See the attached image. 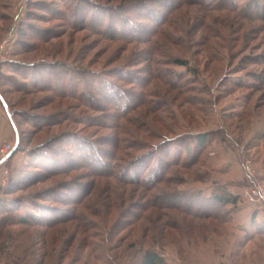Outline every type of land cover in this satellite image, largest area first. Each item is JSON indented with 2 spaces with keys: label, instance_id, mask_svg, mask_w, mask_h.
I'll use <instances>...</instances> for the list:
<instances>
[{
  "label": "rangeland",
  "instance_id": "1",
  "mask_svg": "<svg viewBox=\"0 0 264 264\" xmlns=\"http://www.w3.org/2000/svg\"><path fill=\"white\" fill-rule=\"evenodd\" d=\"M124 1L0 0V200L29 221L55 219L49 209L74 219L0 230V264H136L149 249L165 264H264V203L246 194L264 188V94L251 87L253 75L264 74V24L191 0L170 14V7H151L167 22L147 40L146 29L153 32L161 20L131 17L132 4ZM124 4L129 32H107V15ZM234 20L246 27L234 30ZM183 82L186 96L174 91ZM199 134L206 136L201 146L193 140ZM116 136L122 147L112 151ZM165 140L182 150V161L196 163L141 190L157 198L159 211L149 206V220L136 224L141 191L125 201L113 196L111 207L106 189L117 194L118 185L97 173L109 169V153L122 165ZM222 191L237 196V205L215 203L212 195ZM53 192L82 200L51 202ZM252 212L260 220L255 227Z\"/></svg>",
  "mask_w": 264,
  "mask_h": 264
},
{
  "label": "trees",
  "instance_id": "2",
  "mask_svg": "<svg viewBox=\"0 0 264 264\" xmlns=\"http://www.w3.org/2000/svg\"><path fill=\"white\" fill-rule=\"evenodd\" d=\"M128 1L129 0H126V1H124V3L126 2L127 5L132 4L131 5L132 9L131 8L128 9V11H129L128 13L131 17H133V18L136 17L137 19L141 18V20H145L146 22L148 21L151 24H155V23H157V20H161V22L157 26V29L154 30L153 32L150 29L149 30L146 29L147 31L143 37L144 38L147 37L146 39L148 40L150 37H154V36L157 37L158 34L162 33L161 26H162L163 22H165V23L167 22L166 19L165 20L163 19L164 17L161 19L162 15H160L158 11H152L151 7L154 8L155 6H158V8L161 9V11H163L165 7H167V8L170 7L166 10L167 14L168 13L170 14L175 9L179 8L180 5H182V4L185 5L188 2H190L191 0H175L176 3L174 1V3H175L174 5L170 4L172 0H132L130 3H128ZM197 1H199L201 3V7L202 8L205 7L206 10H210V8H215V9H218L220 11L229 10L233 13H237L238 15H241V17L240 16L239 17L242 18L247 23L249 21L250 22L253 21V22H259L258 24H261V23L264 24V0H251V3H246L244 5H239L238 3H236V0H197ZM144 3L148 4V6L146 8L143 7ZM126 4L121 5V6H115L111 9V13H109V15H107V18H109L108 26L106 28H104L107 32H111L113 29H116L114 32H119L120 35L122 33L126 34L127 32H129V31H127V29H128L127 23L128 22L126 23L127 20H125L122 16L124 14V12L127 11ZM141 4L143 6L141 8H138L139 5L141 6ZM134 5H138V6L134 7ZM205 8H204V11L206 12ZM135 10H138V13H136V15H134ZM236 21L237 20H234L232 25H230L232 27L234 26V30H235L236 26H238V28H239L240 26L243 25V24L238 23ZM197 23L204 25L202 19L198 20ZM235 23H238V24H235ZM244 27H246V25H243L242 29ZM205 29L209 30V33L212 32L211 28H209V27H207ZM231 30H233V29H231ZM263 33H264V28L261 31V34H263ZM115 34H113V36H115ZM213 34H216V36H220L219 34L214 33V32H213ZM247 34L244 33L242 35L243 38L246 37ZM202 35L204 36V38H203L204 43L206 41L208 42V39L211 38V36L209 34H207V35L202 34ZM121 36H123V35H121ZM217 38L219 39L220 37H217ZM204 43H203V48H204L203 52L208 53V51L206 50V48L208 46L204 45ZM160 51L162 52V50H160ZM152 52L153 53L159 52V49H153V50L150 49L149 53H152ZM248 59L252 60L251 57ZM254 61H255V63L260 62V60L258 58H255L253 60V62ZM174 64L178 67L186 68L187 70H189L193 73H195V71H196V69H193L190 67L188 61H186L185 59H183V60L182 59H175ZM240 70H242V69H240ZM253 78L255 81L251 83V85H253L251 87H253L255 89L257 88L258 90L262 91L264 94V74L262 76H257L255 74V75H253ZM187 85L188 84L185 82H183L182 85L181 84L174 85L177 88L174 91H177L178 95L180 94V95L186 96V94L188 93L187 92V90H188ZM237 85L239 87L244 86V85L246 86V84H244V83H240ZM184 101H187V102H189V104L190 103L192 104V101L190 102L189 99L184 100ZM131 136H132V134H131ZM149 139L151 140L150 137H149ZM193 140H194V143L196 145L201 146L205 143L206 136L199 134L196 137H194ZM121 141H122L121 139H118V136L113 137L112 140L110 141L111 145H112L111 150L114 151L116 149L117 150L120 149L122 147ZM124 143H126V141H124ZM172 143H173V141H168V140L161 142L157 146V149L155 151H153V153H151V155H146V156L142 155V156L137 157V155H134L136 153L133 152L132 155H134L135 157L130 156L128 161H126V163H124L122 165L117 163L114 152H113V154H111V153L107 154L105 157H107L109 160L112 159L111 160L112 163L108 167L109 169H103L100 172L98 171L97 175L102 174L106 178H112V180H114L115 183L118 185L116 187L117 188L116 189L117 194L114 193L113 188L110 189V186L107 187L108 188V189H106L108 191V192L106 191L107 192L106 193L107 204L111 205V207L114 205V202L112 200L113 196L116 197V199H119L120 201L128 200L127 198L131 199L133 197V194H134L133 192L135 191V188H137L139 191H141V190L144 191V190H147L151 187L157 186L158 184L165 182L166 179L168 180L169 179L168 176L170 175V173L174 172V170L179 171V169L184 170L185 168H186L185 170H187V166L190 167L196 163V161H194V162L182 161V150H179L175 147L173 148L172 145H174V144H172ZM137 144L140 146L139 148L141 150H145V147H143L144 144L140 143L139 141H137ZM132 149H133V151L136 150L134 147H132ZM152 149H150L149 151H151ZM50 150H52V149H50ZM190 152H191V149L188 145L187 149L185 150V153L188 154ZM98 154L99 153H97L95 155H98ZM54 155H57V154L55 153ZM103 155H104V153L101 151L99 156L101 157ZM112 155L114 158L110 157ZM154 155H158V156H156L157 160L155 161L154 165H152L153 158H151V157L152 156L154 157ZM146 171L152 173L151 178L150 177L148 179L146 177L141 178V176L144 173H146ZM97 186H99V185H97ZM131 188L133 190H131ZM143 191L140 192V195H137V196H141V197L144 196L143 200H145L144 201L145 203H144V206H141L142 212L140 211L141 213H139L138 215H135V218L133 219L136 222V224L143 221V220H147V221L149 220V217L146 214V211H147L149 206L156 204L155 205V209H157L156 212L159 211V209H158L159 208L158 207L159 201L158 200L156 201L157 198L153 199V201H152L151 200L152 198H150L149 195ZM63 196L64 195H59L58 193L56 194L53 192V193H51V195H49V198H50L51 202L61 203V204H69V203L77 204L78 201L82 200V195L75 196L74 202L72 201V198L63 197ZM211 198L215 203L222 205V206H228V205L234 206V205H237V202H238L237 196L228 194V193H226V191H222L219 193L216 192L212 195ZM155 201H156V203H154ZM106 208H108L107 205H105L104 209L106 210ZM0 210H4V212H5V214L2 217H0V230L1 231L5 230V228H8L10 226H14L15 224H27V225L33 224V225L38 226V227L47 226V228H48L53 223H55V224L64 223L63 221H65V218H71L70 219L71 221L74 220V219H72L73 216L71 214L65 215L63 217V216L59 215L58 211H56V210L52 211L50 209L47 211V213L52 215V216H56L55 219L49 220V217H48L49 215L48 216L47 215H37V216L36 215H34V216L30 215L31 221H29L27 219V217L18 218L17 215L16 216L14 215L15 212H14L13 208L10 207L9 203H6L5 201H1V200H0ZM106 212H109V210L107 209ZM263 213H264V211H263ZM123 214H125V211L120 212L119 218L123 217ZM157 217H158V215H157ZM76 219H78L77 226L78 227H80V226L84 227V225H82L84 222V220H83L84 218H82V216L78 217L76 215ZM70 220H68L67 222H69ZM259 221L260 220L257 217V213L252 212V214L250 216V220H249V222L251 223V226L255 227V224H257ZM259 226L260 225H258L257 227L260 228V232H261L262 228ZM87 227H89V226H87ZM87 227L85 226V228H87ZM3 246L4 245H1V248ZM2 252H4V249L0 250V253H2ZM11 256H12V254L7 257V258H9L8 260H10ZM23 260H24V258L23 259L20 258L15 263H17V262L20 263ZM32 260H33V263H35V259L33 257H32ZM165 263H166L165 257L161 253H158L157 251L151 250V249L144 252L141 255V257L139 258V260L136 262V264H165Z\"/></svg>",
  "mask_w": 264,
  "mask_h": 264
},
{
  "label": "built area",
  "instance_id": "3",
  "mask_svg": "<svg viewBox=\"0 0 264 264\" xmlns=\"http://www.w3.org/2000/svg\"><path fill=\"white\" fill-rule=\"evenodd\" d=\"M4 151L5 149H2V152ZM246 194L248 196L253 197L254 200L258 199L264 203V188L263 187H257V188L252 189L251 191H246Z\"/></svg>",
  "mask_w": 264,
  "mask_h": 264
}]
</instances>
